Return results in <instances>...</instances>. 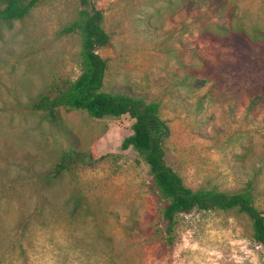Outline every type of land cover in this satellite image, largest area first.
<instances>
[{"label":"rangeland","instance_id":"obj_1","mask_svg":"<svg viewBox=\"0 0 264 264\" xmlns=\"http://www.w3.org/2000/svg\"><path fill=\"white\" fill-rule=\"evenodd\" d=\"M82 10L101 13L110 37L96 47L108 62L103 90L159 103L166 164L193 190L236 193L253 181L264 214V0H47L0 24V264H264L245 213L193 210L169 232L149 166L122 150L129 115L62 109L53 127L28 112L80 76L79 36L60 32ZM74 139L105 160L47 182Z\"/></svg>","mask_w":264,"mask_h":264},{"label":"trees","instance_id":"obj_2","mask_svg":"<svg viewBox=\"0 0 264 264\" xmlns=\"http://www.w3.org/2000/svg\"><path fill=\"white\" fill-rule=\"evenodd\" d=\"M47 0H0V24L11 27L15 22L27 19L33 10ZM103 15L87 10L79 12L75 21L64 27L61 36H79L81 74L75 81L63 85L53 84L27 106L28 112L39 116L43 121L57 127L62 122L61 110L83 111L93 119L107 117L121 118L129 115L135 122L133 134L122 143V150L132 148L149 166L153 176L152 188L168 201L163 215L172 232L180 214L193 210L234 211L247 214L253 223V239L264 246V214L255 204L254 182L236 193L217 190H193L185 185L182 177L166 164L165 140L170 128L160 116V105L146 95L126 86H116L104 91L108 72V62L103 59L96 47H106L110 43L109 35L101 27ZM95 158L79 149L76 139L62 152L54 168L43 178L49 183H56L63 176L78 167H94L106 157ZM70 212L71 217L79 214V199ZM173 243V236H170Z\"/></svg>","mask_w":264,"mask_h":264}]
</instances>
